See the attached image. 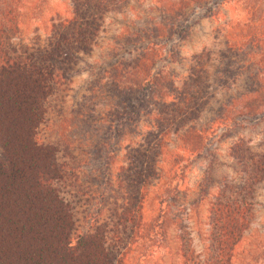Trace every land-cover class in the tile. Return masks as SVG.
Listing matches in <instances>:
<instances>
[{"label":"trees","instance_id":"obj_1","mask_svg":"<svg viewBox=\"0 0 264 264\" xmlns=\"http://www.w3.org/2000/svg\"><path fill=\"white\" fill-rule=\"evenodd\" d=\"M26 1L0 0V264H124L138 239H156L155 226L142 210L152 178L163 180L158 163L165 139L184 129L208 104L211 83L203 51L193 55L195 63L179 85L171 76L169 66L180 51L174 37L184 39L230 0H174L168 16L146 20L132 32L135 37L125 41L131 49L124 52H137L135 58L123 62L115 53L109 77L119 97L116 109H122L115 118L117 127L133 125L150 112L155 117H149L153 121L142 141L128 145L126 166L119 167L114 182L110 165L116 148L105 149V186L99 192L81 184L82 168L67 138L58 133L53 139L43 137V131L62 116L74 66L92 53L108 17L129 0H71V16L57 15L47 36L30 45L15 42ZM241 1L256 21L249 41L231 38L227 43L238 51L263 49L264 0ZM234 23L227 24L228 37ZM155 51L156 59L146 58ZM251 71L249 89L236 110L244 121L253 115L264 119V68L256 64ZM228 122H235L230 115L222 125ZM233 153L245 163L249 185L226 183L219 188L211 202L207 254L201 256L188 244L181 264H232L234 247L251 222V185L264 178V153L250 152L243 141L235 143ZM171 189L165 187L161 202L170 204L175 198ZM92 199L96 204L81 210L83 202ZM162 218L164 224L168 216L162 213Z\"/></svg>","mask_w":264,"mask_h":264},{"label":"rangeland","instance_id":"obj_2","mask_svg":"<svg viewBox=\"0 0 264 264\" xmlns=\"http://www.w3.org/2000/svg\"><path fill=\"white\" fill-rule=\"evenodd\" d=\"M173 1L129 0L122 11L113 12L92 53L83 55L74 66L62 116L43 131V137L53 139L58 133L67 138L68 148L82 168L79 180L93 192H99L105 186V149L112 145L116 148L110 165L114 182L119 167L126 166L128 145L142 141L153 121L149 117H155L150 112L133 125L117 127L115 118L122 109H116L119 97L111 89L114 83L109 77L112 74L109 63L114 65L115 53L123 62L135 58L137 52L130 55L124 52L131 49L130 46L126 48L125 41L130 36L135 37L132 32L146 20L152 18L158 22L168 16ZM71 10V0H27L22 6L15 42L30 45L38 38H45L52 20L57 15L70 17ZM250 13L241 0H230L220 5L217 15L203 18L184 39L175 35L180 51L174 56L176 63L169 66L171 76L179 85L195 63L193 55L203 51L204 59L208 60L211 83L208 104L184 129L171 132L165 139L164 153L158 163V173L163 180L152 178L142 210L145 220L155 226L156 239H138L124 264H181L182 249L188 244L205 257L209 245L211 202L219 188L226 183L239 188L248 184L245 163L235 156L233 146L243 141L250 152L264 153V119L259 120L253 115L250 123L236 115L243 100L240 96L249 89L250 71L256 64L264 68V48L238 51V46L227 43L231 38L238 43L249 41L256 21ZM230 22L236 23L228 37L227 24ZM157 55L156 51L148 52L146 58L156 59ZM106 70L109 73L104 75ZM254 103L257 107L261 105L258 101ZM229 115L235 122H228L224 127L222 122ZM120 137L122 139H118ZM165 187L172 188L169 194L175 197L170 204L159 198L164 195ZM251 187V222L234 247L232 264H264V178L257 179ZM95 202L93 199L83 202L81 210H88ZM108 204L111 206V201ZM162 213L168 216L164 224L161 223ZM158 215L159 219L154 221ZM161 224L164 226L159 229ZM161 230L164 232L160 233Z\"/></svg>","mask_w":264,"mask_h":264}]
</instances>
